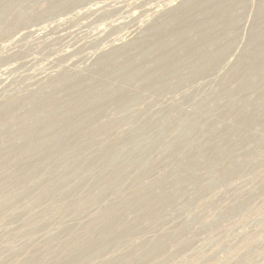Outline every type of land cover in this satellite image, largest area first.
I'll return each mask as SVG.
<instances>
[{"label": "rangeland", "instance_id": "374dc122", "mask_svg": "<svg viewBox=\"0 0 264 264\" xmlns=\"http://www.w3.org/2000/svg\"><path fill=\"white\" fill-rule=\"evenodd\" d=\"M0 264H264V0H0Z\"/></svg>", "mask_w": 264, "mask_h": 264}]
</instances>
